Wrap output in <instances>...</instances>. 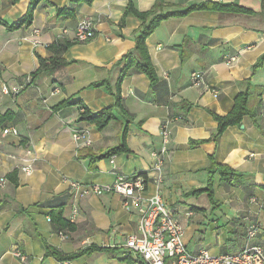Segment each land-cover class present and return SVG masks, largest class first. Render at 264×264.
I'll use <instances>...</instances> for the list:
<instances>
[{
  "label": "crops",
  "instance_id": "0c3cea01",
  "mask_svg": "<svg viewBox=\"0 0 264 264\" xmlns=\"http://www.w3.org/2000/svg\"><path fill=\"white\" fill-rule=\"evenodd\" d=\"M29 1L0 0V20L16 22ZM157 1L163 14L203 2L250 13L195 9L163 18L145 40L155 83L130 69L120 84L122 109H113L104 128L77 121L78 101L91 112L115 103L121 59L134 50L142 24L125 14L126 7L144 12ZM62 8L73 13H58ZM82 19L92 23L95 35L79 42L74 34ZM5 25L0 23V118L9 114L0 119V264H145L123 253L136 229V210L125 209L115 193L74 197L69 181L107 184L148 173L150 155L161 146V124L168 121L158 190L184 227L186 249L215 255L246 245L264 250V57L255 66L264 56V0H41L30 25ZM55 41L70 44L57 53L50 48ZM39 59L56 62L51 73L32 77ZM193 72L203 75L206 88L191 84ZM14 86L19 93H12ZM239 93H247L248 113L212 137L217 122L211 113L228 114ZM5 127L18 134H3ZM76 128L87 133L90 145L73 138ZM119 146L125 150L111 153ZM211 158L238 173L239 182L227 185L218 171L209 172ZM210 183L211 196L200 191ZM156 188L148 178L145 195ZM252 223L260 231L247 241ZM45 246L64 256L84 252L58 260Z\"/></svg>",
  "mask_w": 264,
  "mask_h": 264
},
{
  "label": "built area",
  "instance_id": "2783aa9c",
  "mask_svg": "<svg viewBox=\"0 0 264 264\" xmlns=\"http://www.w3.org/2000/svg\"><path fill=\"white\" fill-rule=\"evenodd\" d=\"M74 35L75 41L90 40L95 35L92 23L87 19L78 21ZM33 42L39 43L37 38H34ZM190 80L193 85L207 87L200 72L191 73ZM20 89V86H14L11 91L17 93ZM2 90L8 93L5 86ZM261 117L264 121V111ZM168 124L169 121L161 124L159 131L161 146L158 151H153L150 155L151 165L148 173L143 175L137 173L129 177L117 176L112 183L107 184L69 181L70 192L74 197L115 193L123 198L122 205L125 209H135L136 229L126 237L123 248L129 255L145 264H165L166 259L170 264H264V250L260 245H246L236 253L219 255L205 249L197 252H189L186 249L183 241L184 227L175 209L163 199L158 190L162 182L163 159L170 142ZM2 133L17 135L18 131L14 127H5ZM72 136L83 145L91 144V139L85 131H73ZM23 170L30 172L31 169L24 167ZM148 178L152 179L157 188L152 194L145 195ZM3 182L4 180H0V185ZM72 216L74 217V214ZM259 231L257 223L250 224L245 229L246 240H253ZM12 254L19 260L25 261L24 255L18 250L12 251Z\"/></svg>",
  "mask_w": 264,
  "mask_h": 264
},
{
  "label": "trees",
  "instance_id": "16d2710c",
  "mask_svg": "<svg viewBox=\"0 0 264 264\" xmlns=\"http://www.w3.org/2000/svg\"><path fill=\"white\" fill-rule=\"evenodd\" d=\"M12 1L16 2L17 0H12ZM40 1L41 0H30L26 12L16 22L5 25V23L2 20H0V23L4 24L6 28L9 30L30 25L32 22L33 12ZM72 1L73 2L81 1L90 4L93 0H72ZM162 7H163V3L161 1H157L150 10L144 12L137 11L131 4H129L126 7L125 14L132 13L134 16H136L142 21V24L140 30L138 31L135 37L134 50L124 55V57L121 59L123 61V65L120 70L116 82V88L114 91L115 103L112 107H106L97 112H91L85 105H83L82 102L78 101L77 104L81 109V111L77 121H86L89 123H93L98 129L104 128L113 117V109L114 108L119 110L122 109V103L120 98V84L130 69H133L140 73H144L148 77L151 84L155 83L157 78L152 62L147 52L145 40L153 32V30L157 27V25L163 18L173 15L179 16L195 9H210V10L216 9L221 11L250 13L249 9H246L241 6L221 5V4H215V3L213 4L208 2H203L197 5H191L184 11L165 13V14L161 12ZM58 13L72 14L73 9H69V8L58 9ZM69 44H70L69 42H65L62 45L60 41H55L53 44L50 45V48L53 49L54 52L58 53ZM263 57L264 56L259 58L255 66L259 64L260 60ZM54 62L56 61H54L53 59H39V66L35 71H33L32 77H36L41 72H45L48 74L51 73V68ZM32 77L29 76V79L27 80L31 82L30 80H32ZM19 91L17 93H19ZM17 93H13V94H17ZM63 103L64 101L59 102L56 107L63 105ZM247 113H248L247 93H239L235 96L233 107L228 114L221 116L215 113H211L213 119L217 122V129L212 137H216L220 135L227 126L239 124L241 118ZM8 114L9 113H6L5 115L1 116L0 119L2 120ZM75 131H83V130L76 128ZM200 142L201 141H196V143H200ZM119 150H125V149L124 147L119 146L117 148L112 149L111 153H114ZM207 169L209 170V172L212 173L218 171L220 173L221 180H224L227 185H233L239 182L240 176L238 173L227 168L226 166L215 163L212 160V158L210 159L209 166L207 167ZM138 174L143 175L144 173H138ZM211 186L212 185L210 183L206 188L200 189V191H206L208 195L211 196L212 195ZM48 220L50 221L51 217H49ZM57 225H58V230H61L62 226H64L65 224L59 221ZM59 234H61L60 231ZM45 247H46V254L52 255L58 260L73 259L76 256H78L80 253L84 252L83 250L78 253L64 256L55 248H52L50 246H45ZM123 253L128 254V252L125 251H123Z\"/></svg>",
  "mask_w": 264,
  "mask_h": 264
}]
</instances>
